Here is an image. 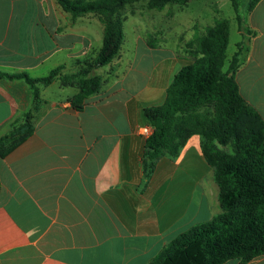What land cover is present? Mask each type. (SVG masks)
<instances>
[{"label":"crops","instance_id":"0c3cea01","mask_svg":"<svg viewBox=\"0 0 264 264\" xmlns=\"http://www.w3.org/2000/svg\"><path fill=\"white\" fill-rule=\"evenodd\" d=\"M93 19H72L57 0H0V71L41 78L60 57L54 68L72 72L95 51ZM246 26L255 35L236 80L264 119V0ZM180 59L138 36L132 51L122 48L98 70L102 88L81 111L70 102L77 87L41 86L33 135L0 155V264H153L179 235L221 212L212 205L219 186L198 135L146 176L143 132L151 125L143 111L164 104ZM32 99L25 81L0 78V136ZM248 264H264V255Z\"/></svg>","mask_w":264,"mask_h":264},{"label":"trees","instance_id":"16d2710c","mask_svg":"<svg viewBox=\"0 0 264 264\" xmlns=\"http://www.w3.org/2000/svg\"><path fill=\"white\" fill-rule=\"evenodd\" d=\"M140 0H57L72 19L96 15L104 27L103 45L93 59L77 60L79 70L66 73L65 65L47 76L33 78L27 73L0 71V78L23 80L32 89L28 111L14 120L0 136V155L6 157L33 135L38 113L45 102L41 86L60 81L78 93L70 98L81 111L86 100L100 91L104 82L96 73L110 65L124 44V24L119 17L126 5ZM189 0H149L151 9L185 5ZM261 0H231L243 40L237 43L227 68L231 21L220 19L198 42L199 57L182 58L181 69L167 90L163 105L148 107L143 114L153 127L144 150L147 177L155 172L165 154L177 157L189 139L202 137V154L215 171L221 212L204 225L194 226L173 240L153 264H225L238 260L248 264L264 255V119L242 96L237 72L255 32L246 19ZM232 146V153L224 147Z\"/></svg>","mask_w":264,"mask_h":264},{"label":"rangeland","instance_id":"374dc122","mask_svg":"<svg viewBox=\"0 0 264 264\" xmlns=\"http://www.w3.org/2000/svg\"><path fill=\"white\" fill-rule=\"evenodd\" d=\"M148 1L132 2L120 12L119 17L123 21L125 33V45L123 44L122 48L132 51L135 40L139 36L150 47L170 49L178 58L192 59L200 56L198 54V42L201 37L206 35L208 29L220 19H229L231 21V34L225 65L227 68L237 50L236 43L241 40L231 0H189L185 5H167L163 10L149 8ZM60 9L62 10L61 7ZM87 16L95 18V20L93 19L94 23L90 25L95 51L90 56H85L80 60L93 59L103 45L104 27L102 23L96 15L89 14ZM141 46L140 56L142 55L140 52L144 49L142 42ZM145 59L150 58L145 57ZM61 60L60 57H56L49 61L48 71L44 75L47 76L52 71L55 65L54 61L60 63ZM73 65V71L71 72L70 69L67 73H75L79 70L80 67L77 63L74 62ZM98 70L96 71L97 74ZM223 149L232 153V146ZM218 202L212 201V205L214 209L219 208L221 211L220 202Z\"/></svg>","mask_w":264,"mask_h":264},{"label":"built area","instance_id":"2783aa9c","mask_svg":"<svg viewBox=\"0 0 264 264\" xmlns=\"http://www.w3.org/2000/svg\"><path fill=\"white\" fill-rule=\"evenodd\" d=\"M153 127L152 126H150V127H148V128H144V132H143V134L145 135V136H147V137H149L152 133H153Z\"/></svg>","mask_w":264,"mask_h":264}]
</instances>
